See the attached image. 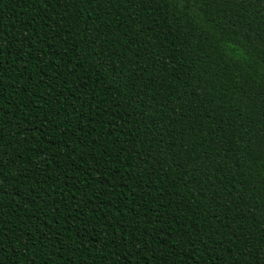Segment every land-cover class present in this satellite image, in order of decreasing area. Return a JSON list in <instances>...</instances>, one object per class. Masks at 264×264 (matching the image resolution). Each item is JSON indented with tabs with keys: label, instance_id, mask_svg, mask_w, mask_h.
<instances>
[{
	"label": "trees",
	"instance_id": "1",
	"mask_svg": "<svg viewBox=\"0 0 264 264\" xmlns=\"http://www.w3.org/2000/svg\"><path fill=\"white\" fill-rule=\"evenodd\" d=\"M0 264H264V0H0Z\"/></svg>",
	"mask_w": 264,
	"mask_h": 264
}]
</instances>
